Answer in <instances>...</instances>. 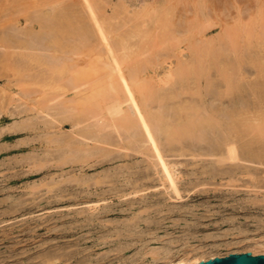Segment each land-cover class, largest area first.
<instances>
[{
	"label": "bare ground",
	"instance_id": "6f19581e",
	"mask_svg": "<svg viewBox=\"0 0 264 264\" xmlns=\"http://www.w3.org/2000/svg\"><path fill=\"white\" fill-rule=\"evenodd\" d=\"M0 48L3 69L12 64L19 69L4 71L5 85L10 82L14 89L29 80L24 84L29 92L6 90L9 103L16 94L27 100L15 99L19 110L12 112V129L36 130L37 139L45 137L44 154L57 153L60 162L71 159L81 171L97 155L109 161L142 157L147 173L136 177L133 162L116 185L97 188L95 211L101 208L91 221L114 210L112 204L99 205L107 191L121 193L137 208L134 219L126 221L129 232L150 220L141 213L157 203L144 195L157 186L151 180H160L170 199L182 198V162L170 155L214 157L196 172L211 179L242 165L251 186L264 188V0H0ZM91 66L97 70L89 78ZM73 71L89 76L75 79ZM55 80L68 85L66 95L49 96L47 88ZM204 95L211 100H200ZM25 112L30 115L21 119ZM39 155L31 150L25 158ZM229 162L234 164L228 169ZM120 172L101 175V181L80 179L90 189L91 179L99 186ZM261 197L252 202L262 206L264 193ZM117 230L120 235L123 229ZM49 252L43 254L45 263L58 259ZM162 252V260L172 254L167 246L149 250L155 256Z\"/></svg>",
	"mask_w": 264,
	"mask_h": 264
},
{
	"label": "rangeland",
	"instance_id": "374dc122",
	"mask_svg": "<svg viewBox=\"0 0 264 264\" xmlns=\"http://www.w3.org/2000/svg\"><path fill=\"white\" fill-rule=\"evenodd\" d=\"M1 51L0 48V264H33L36 261L37 264H169L170 261L184 258L227 256L250 249L258 250L259 253L255 255L264 254V204L261 206L252 202L254 198H262L264 188L251 186L252 177L242 169V165L234 173L222 174L215 179L201 172L196 174L204 167L202 164L214 161V157L199 156L195 160L191 155L168 156L182 162L178 167L181 173L179 186L182 198L170 199L165 193L167 190L158 185L161 181L151 180L157 186L148 189L144 195L157 203L148 210H143L141 215L150 216V220L142 221L137 227L132 225L134 232L127 231L126 227L128 220L137 213L132 211L137 208H132L126 198L120 196L121 193L112 195L107 191L104 194L106 200L99 205L104 207L112 204L114 210L104 213L106 215L102 219L91 221L90 218H94L101 208L95 211L97 188L109 190L116 185L119 179H123L122 176L126 173L124 170L129 166L131 168L133 162L136 177L147 173L143 171L142 157L135 154L132 159L109 161V156L97 155L84 162L87 171H81L71 159L60 162L57 153V157L55 153L51 157L44 154L45 137L37 139L36 130L12 129L16 120L12 112L19 110L17 104L15 106V99L17 98V103L27 100L16 94L15 99L9 103L6 101V90L9 89L7 91L13 94L18 91L29 92L24 85L29 80L21 82L23 86L15 85V90L10 87V82L5 85L4 71L13 70V73L19 69L14 68L13 64H10L11 70L6 67L3 69ZM93 67L86 69V73L91 74L89 78L97 70ZM75 71L72 72L77 77L75 79L89 76L75 74ZM172 82L173 80L170 83ZM61 84V80L52 83V88H47V93H54L49 96L66 95L64 88L68 85ZM31 90L36 92L35 88ZM210 98L204 95L200 100L209 101ZM32 103L29 101V104ZM28 115L30 114L25 112L22 114L23 118L19 117L17 120L21 121ZM70 123L71 121L65 123L68 131L71 130ZM5 129L10 131H4ZM4 133L10 136L8 140H4ZM184 139L191 140L189 137ZM31 150H37L42 155L38 159L25 158ZM52 157L55 159H51ZM232 164L234 162H229L226 167L229 169ZM119 171V175L114 174L112 179L105 178L106 181L99 186L91 179L90 189L81 180L86 176L96 177L101 181V175ZM150 172L154 176L153 171ZM148 176L143 179L150 182ZM156 194L160 195L155 196ZM130 196L142 197L140 194ZM90 199L96 201L88 202ZM134 223L132 220L130 224ZM116 228L123 229L120 235ZM165 246L172 251L169 259L162 260L163 252L159 256L149 253L152 248ZM46 251L55 253L58 259L52 263L43 262ZM36 255L40 259L34 258Z\"/></svg>",
	"mask_w": 264,
	"mask_h": 264
},
{
	"label": "water",
	"instance_id": "95a60500",
	"mask_svg": "<svg viewBox=\"0 0 264 264\" xmlns=\"http://www.w3.org/2000/svg\"><path fill=\"white\" fill-rule=\"evenodd\" d=\"M197 264H264V254L254 256L252 252L231 253L227 256H215Z\"/></svg>",
	"mask_w": 264,
	"mask_h": 264
}]
</instances>
